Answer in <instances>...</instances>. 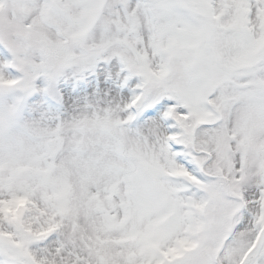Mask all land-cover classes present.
<instances>
[{"label": "snow or ice", "instance_id": "obj_1", "mask_svg": "<svg viewBox=\"0 0 264 264\" xmlns=\"http://www.w3.org/2000/svg\"><path fill=\"white\" fill-rule=\"evenodd\" d=\"M0 264H264V0H0Z\"/></svg>", "mask_w": 264, "mask_h": 264}]
</instances>
